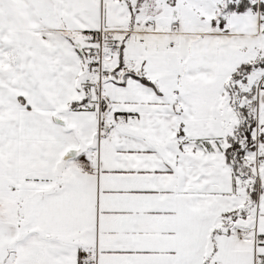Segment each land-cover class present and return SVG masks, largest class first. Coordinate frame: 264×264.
<instances>
[{
    "label": "snow or ice",
    "instance_id": "obj_1",
    "mask_svg": "<svg viewBox=\"0 0 264 264\" xmlns=\"http://www.w3.org/2000/svg\"><path fill=\"white\" fill-rule=\"evenodd\" d=\"M0 264H264V0H0Z\"/></svg>",
    "mask_w": 264,
    "mask_h": 264
}]
</instances>
